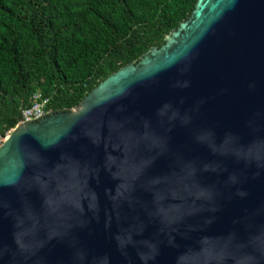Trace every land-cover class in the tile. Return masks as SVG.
I'll return each mask as SVG.
<instances>
[{"label":"water","instance_id":"water-1","mask_svg":"<svg viewBox=\"0 0 264 264\" xmlns=\"http://www.w3.org/2000/svg\"><path fill=\"white\" fill-rule=\"evenodd\" d=\"M0 264H264V0L190 16L0 145Z\"/></svg>","mask_w":264,"mask_h":264},{"label":"trees","instance_id":"trees-1","mask_svg":"<svg viewBox=\"0 0 264 264\" xmlns=\"http://www.w3.org/2000/svg\"><path fill=\"white\" fill-rule=\"evenodd\" d=\"M196 0H0V138L41 91L69 110L176 30Z\"/></svg>","mask_w":264,"mask_h":264},{"label":"built area","instance_id":"built-area-1","mask_svg":"<svg viewBox=\"0 0 264 264\" xmlns=\"http://www.w3.org/2000/svg\"><path fill=\"white\" fill-rule=\"evenodd\" d=\"M48 103L49 99L44 97L41 91L35 92L30 98L29 106L21 110L19 124L37 121L50 113V111H47ZM3 140L4 138H0V144Z\"/></svg>","mask_w":264,"mask_h":264},{"label":"clouds","instance_id":"clouds-1","mask_svg":"<svg viewBox=\"0 0 264 264\" xmlns=\"http://www.w3.org/2000/svg\"><path fill=\"white\" fill-rule=\"evenodd\" d=\"M18 124H19V123H18ZM9 132H10V131H9ZM9 132H8V133H9ZM8 133H7V134H8ZM7 134H6V135H7ZM5 137H6V136H5ZM4 139H5V138H4Z\"/></svg>","mask_w":264,"mask_h":264},{"label":"rangeland","instance_id":"rangeland-1","mask_svg":"<svg viewBox=\"0 0 264 264\" xmlns=\"http://www.w3.org/2000/svg\"><path fill=\"white\" fill-rule=\"evenodd\" d=\"M1 144H2V143H1ZM1 144H0V145H1Z\"/></svg>","mask_w":264,"mask_h":264},{"label":"bare ground","instance_id":"bare-ground-1","mask_svg":"<svg viewBox=\"0 0 264 264\" xmlns=\"http://www.w3.org/2000/svg\"><path fill=\"white\" fill-rule=\"evenodd\" d=\"M4 141V140H3Z\"/></svg>","mask_w":264,"mask_h":264}]
</instances>
